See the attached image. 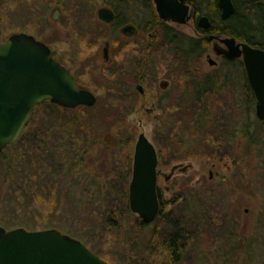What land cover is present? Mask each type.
Instances as JSON below:
<instances>
[{"label": "rangeland", "instance_id": "rangeland-1", "mask_svg": "<svg viewBox=\"0 0 264 264\" xmlns=\"http://www.w3.org/2000/svg\"><path fill=\"white\" fill-rule=\"evenodd\" d=\"M109 1L137 25V38L124 37L117 27L99 21L96 10L110 6ZM120 4L116 0H0L4 37L26 32L44 41L97 98L92 108L69 111L45 105L34 113L21 140L37 138L50 147L55 142L52 146L61 151L63 139L74 153L82 147L87 153L81 162L68 164L59 152V169L40 177L34 157L27 158L30 166H12L11 171L17 170L14 177L6 172L7 164L0 162V225L30 230L52 226L100 251L99 256L111 264H161L168 256V243L149 231L129 245L125 230L133 217L121 208L120 215L113 199L123 196L129 183L127 173L138 135L144 133L153 142L169 124L179 140L173 151L181 155L171 165L187 167L179 171L177 183L202 184L192 201L184 198L183 191L174 192L178 200L172 215L179 220L194 216L198 227L194 234L178 239L183 248L178 261L170 264H264V123L255 116V100L246 87L243 67L221 62L210 50L207 54L218 61L217 66L208 64L207 54L198 62L183 59L160 37L161 21L154 7L130 2L125 9ZM54 10L59 12L57 20L52 18ZM169 24L185 37L201 36L193 20ZM107 42L109 60L103 58ZM140 55L145 61L151 59V67L170 66L177 87L160 91L164 77L160 72L155 86L152 79L144 80V107L136 83L126 74L128 61ZM205 78L211 80L208 91H196ZM192 80L194 92L188 91ZM158 97L161 110L154 104ZM200 105L206 111L201 112ZM62 123L75 134L77 147L62 137ZM51 124L57 128H50ZM80 125L85 132H78ZM83 133L86 142L80 139ZM21 140L6 151L15 156L31 151ZM104 195L106 201H102ZM108 220L118 227L106 228Z\"/></svg>", "mask_w": 264, "mask_h": 264}, {"label": "water", "instance_id": "water-1", "mask_svg": "<svg viewBox=\"0 0 264 264\" xmlns=\"http://www.w3.org/2000/svg\"><path fill=\"white\" fill-rule=\"evenodd\" d=\"M189 0H154L155 9L163 21L185 24L194 16ZM220 19L235 12L232 0H217ZM98 19L111 23L112 9L101 7ZM53 19L59 17L54 10ZM207 15H201L197 25L210 27ZM128 27L122 29L127 33ZM218 38L211 35L209 39ZM226 57H241L249 85L256 99V116L264 120V49L238 41L235 37L218 38ZM106 52V48H104ZM105 55V53H104ZM210 64L214 60L208 59ZM44 101L73 109L91 107L96 96L77 85L70 71L53 58L50 48L34 36L16 32L2 41L0 31V152L13 144ZM157 155L144 133L135 143L132 178L129 185V206L144 222H151L158 210L156 195ZM185 169V168H184ZM0 264H110L92 252L82 241L56 228L26 230L23 227L5 229L0 226Z\"/></svg>", "mask_w": 264, "mask_h": 264}, {"label": "trees", "instance_id": "trees-1", "mask_svg": "<svg viewBox=\"0 0 264 264\" xmlns=\"http://www.w3.org/2000/svg\"><path fill=\"white\" fill-rule=\"evenodd\" d=\"M129 1L132 2L133 4L134 3L141 4L146 9L148 8L151 9L154 7L152 0H116V2L121 3L120 5H122V7H124L125 9L130 7ZM232 1L235 5V12L228 19L223 21L220 19V9L218 7L217 0H199V1L190 0V3L192 4L195 10V27L197 32L201 36L185 37L181 33L176 32L173 28L161 22L159 23L160 26L159 32H161V35L163 37V42H165V45L167 46H173V50L181 54L182 57L188 59V61L191 60V58H193L195 62H198L199 59L208 51L211 44L209 40L210 35L235 37L238 41L246 42L252 46L260 47L264 49V0H232ZM107 3H108L107 5H110L109 7H111L117 14V18L114 24L111 26H113L114 28L119 27L123 22H125V20H128V18L123 13L120 12L119 6H116L114 2H112L113 4L110 3V1ZM201 14L207 15L210 19L211 24L208 29H201L197 26V18ZM151 31L152 30H147L146 33H149ZM154 41L155 39H153L151 43L153 44ZM224 62L227 64H237V65L239 64L240 66H242L241 63H236L235 61H224ZM210 82L211 80L209 78H205L202 82L201 87L197 88L196 85L195 90L208 91L207 88ZM199 95L200 93L197 95L196 99L199 97ZM45 105L55 106L62 110V107L50 103L49 101H45L36 109V111L40 107ZM81 108H86V107H81ZM199 108L201 112L206 111L203 105H200ZM65 110L72 111L70 109H65ZM75 122L77 123L78 121ZM52 127L57 128L55 125L51 124L50 128ZM77 130L78 132H81V130L85 132L84 126L82 125H80ZM78 135L80 134L78 133ZM78 135L77 137L79 138L80 136ZM62 137L66 138V140H71L76 147L79 145V143L75 141L76 140L75 134H72L69 131L67 132V129L65 130V125L63 123H62ZM21 139L22 138L19 137V139L16 142H18ZM80 139L86 142V135L83 133ZM16 142L12 145L7 146L3 151L0 152V162H5V164H7L6 172L7 173L10 172L11 174L14 173L13 177L17 175V170L11 171V167L19 164L22 165L24 163L27 164V166H30L27 160L28 157H30V159L31 157H34L33 160L35 166L39 168V171H41L39 173V177H40L47 174L46 171L55 170V167H58L57 166V164H59L58 155L61 156L59 152H62V160H66L68 164H70L71 161L81 162V160H84L83 158L86 156L87 153V151H84V149H86L85 147H82L80 150H78L77 154L74 153V151H72L70 146L64 144L63 139H62V150L58 151L55 148V146H52L53 144H55V142H52L51 143L52 145L50 147V145L48 144L45 145L42 144L41 140L37 141V138L32 139V142L28 141L25 138V140L24 139L21 140V143L22 142L27 143V145H29L28 149L31 151H25V152L23 151V153H20L17 156L10 155L9 152L6 150L9 149V151H11L15 147ZM62 163L64 162L62 161ZM64 164L66 165V163ZM126 179L127 177H125V183H126ZM121 181L122 183L124 182L123 179H121ZM126 189L127 187L125 186L124 194L122 193L123 196H120L118 198V196L116 195L115 199H113V201H115L117 205L115 207L119 210L120 215H121L120 208L122 210H126V201H127ZM116 192L118 193L119 191ZM102 201H106L105 195ZM109 201H111L110 198ZM112 214L113 211L108 213V216L111 217ZM45 227L48 228L50 226L48 227L45 226ZM111 227L116 229L118 227V223H116L114 220L111 222L109 221L108 223L106 222V228L109 229ZM121 233L122 232H119L118 234L120 235ZM175 235L176 236H174L173 238L162 236V240L168 243L167 246L169 247V249L172 250V253H169L167 258H165L166 260L163 259L160 262L161 264H166V263L170 264L172 262L178 261V258L180 256L179 253L183 248L182 247L183 242L179 243L178 239H180V237L185 236V234L181 233V231L178 230V232ZM127 240H128V244L131 245V243L133 244L134 242H136L138 238H136L135 236H130ZM92 251H94L95 254L100 255L99 254L100 251L98 250L96 251L92 250Z\"/></svg>", "mask_w": 264, "mask_h": 264}, {"label": "flooded vegetation", "instance_id": "flooded-vegetation-1", "mask_svg": "<svg viewBox=\"0 0 264 264\" xmlns=\"http://www.w3.org/2000/svg\"><path fill=\"white\" fill-rule=\"evenodd\" d=\"M190 5V7H192L194 9V7L192 6V4L190 3V0L187 1ZM108 8V7H107ZM97 11L96 10V16H97ZM115 13V12H114ZM157 14V13H156ZM158 16V14H157ZM98 18V16H97ZM117 18V14L115 13V18L111 23H107L106 25H113L115 20ZM159 18V16H158ZM131 19L125 20V22H123L119 27H117L121 32L122 29L125 27H128L127 29V33L124 34V37H127L129 39L132 38H137V36L139 35V29L137 27V25L130 21ZM159 20L163 23H165L166 25H168L169 27L173 28L176 32H179L175 27H173L172 25H170L169 23H173L176 25H185V24H178L174 21L168 20V21H163L159 18ZM195 22V10H194V16L191 19ZM190 20V21H191ZM198 20V18H197ZM189 21V22H190ZM160 22V23H161ZM188 23V22H187ZM186 23V24H187ZM197 32V30H196ZM160 37L163 39L161 32H159ZM198 33V32H197ZM198 35H200L198 33ZM153 35H151L152 37ZM210 40V39H209ZM210 42L212 43V45L209 47L208 51L210 50L216 58L221 59V62L224 63V61H234V60H239L240 63L242 64V67L244 69L245 72V77L247 79V75H246V71H245V67L243 64V60L241 57L236 58V59H230L228 57H226L223 53H221V51L223 49H225V46L220 42V40L217 38H213L210 40ZM104 48H106V52H104ZM52 51V49H51ZM207 51V52H208ZM207 52L205 54H207ZM105 53V55H104ZM53 57L56 58L55 53L52 51ZM110 54V43L107 42L105 43V46L103 47V58L105 60H109V55ZM209 55H206L207 58V62L209 59ZM130 56H134V55H130ZM211 56V55H210ZM183 59L187 60L185 57H182ZM62 65H64L65 67H67L70 71V73L77 79V83L79 86H81V84L78 81L77 76L71 71V69L61 60H59L58 58H56ZM133 61H128V69L126 71V74H128V77L131 78L132 82L136 83L135 85V89L136 91L139 92L140 94V100L141 102V106L144 107L146 104V98L143 99V93H145V87H144V80L147 79H152L153 80V86H155V82L156 79L158 78V72H160L159 75H162L164 77L161 78V81L159 83V88L160 91H176L177 87L176 85L173 83L172 78H171V74L172 72L170 71V66H166L163 67L162 64L160 66H156V67H151L152 66V62L151 59L148 58V61L145 59H147L145 56H138V57H134ZM174 60H176V58H173ZM208 64L210 66H217L218 61L215 60L214 64H210L208 62ZM151 65V66H150ZM168 72L166 75H163V73ZM247 89L251 90L249 91V94H251L254 97L255 103L253 104L254 106V110L256 108V99L255 96L253 94V91L249 85L248 79H247ZM193 80L189 82V89L188 91L194 92L193 91ZM155 102L154 104L157 106V108H159L160 110L163 108V104H162V98L158 97L154 99ZM188 105L191 107V100L188 101ZM200 107V106H199ZM241 106L238 105V109ZM147 110L149 112H151V109ZM255 116H256V110H255ZM257 118V116H256ZM258 119V118H257ZM258 121L264 123V120H259ZM166 123V122H164ZM169 124H167V126H165L162 129L163 132H161V134L163 133V135L159 138V139H154V141L152 142V144L155 147L156 150V155H157V165H156V195H157V200H158V210H157V214L155 216V218L149 222L146 223L143 221L142 218H139L137 214L133 213L130 209L129 206V185H130V181L132 178V168L131 171H129L127 173L129 177V183L127 184V189H126V213L131 215L133 217V223L131 226H129L125 232L127 234L128 237L130 236H135L136 238L141 237L143 234L148 233L149 231H151L153 233V235H157V236H167L168 238H173L174 236H176L175 234L178 232V230L181 231V233L185 234V235H189L191 233H195V230L198 226H195V222H194V216L191 217H187V219L185 220V218L179 220V218L174 217L172 214L173 207L176 204L177 200H178V195L174 194L175 191H183V196L184 198L187 197L189 199V201H192L194 198V191L195 189H200V187L202 186V184H186V185H182V184H178L177 183V175L180 172H185V170H187V167H181L180 165L177 164H172L173 159H179L181 158V155L178 156V153L173 151L174 145L175 143H179V140H177L178 137L172 135V131L173 129L171 128V126H168ZM171 128L170 130H168V128ZM134 149H135V144H134ZM134 154V151H133ZM179 157V158H178ZM190 157V156H189ZM171 165V166H170ZM167 167H170L167 169ZM180 171V172H179ZM209 179H212L213 175L210 172L209 173ZM127 176V177H128ZM178 194V193H177ZM245 211H247V209H245ZM167 252V253H166ZM165 253L168 255L169 253H172L171 249H167L165 250Z\"/></svg>", "mask_w": 264, "mask_h": 264}]
</instances>
